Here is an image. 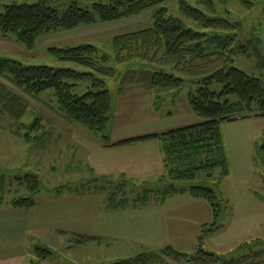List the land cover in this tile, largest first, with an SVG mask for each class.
<instances>
[{"label":"rangeland","instance_id":"374dc122","mask_svg":"<svg viewBox=\"0 0 264 264\" xmlns=\"http://www.w3.org/2000/svg\"><path fill=\"white\" fill-rule=\"evenodd\" d=\"M46 1L49 8L62 17L74 4L79 9L95 16V23L83 25L70 31H49L39 35L31 49L16 42L15 36L0 35V59L20 63L24 67L45 66L52 69H69L76 73L88 70L68 62H59L48 50L51 48L68 49L80 46H93L99 51L111 54L112 39L117 36L145 30L152 23L156 8H150L138 15L123 17L112 22H101L94 12V5L111 6L112 0H0V14L3 7L13 3L33 5ZM185 1L189 6L199 9L196 0H168L161 6L168 15L182 23L185 29L205 36L201 42L202 50L207 53L225 52L229 62L225 69L235 68L248 76L259 80L264 87V0H212L215 7L210 17L222 18L232 24L227 31L211 30L198 26L186 19L179 10V4ZM243 2H245L246 5ZM205 12V11H204ZM236 37V41L230 37ZM229 38L227 43L221 40ZM219 38L210 41L209 39ZM8 76V75H7ZM107 90L112 98V114L104 134L88 132L81 126L91 141L77 149L75 156L57 159L55 147L56 131L63 129L62 120H66L57 111V102L53 90L38 95H26L12 86L7 78L0 77V86L17 96L25 107L18 120L8 113H0V172H7L10 182L16 173L35 175L43 190L34 197L32 211L22 213L24 227L29 228V239L24 231L31 257L25 264L37 262L35 249H47L54 257L37 264H112L134 258L140 252H158L163 248L192 255L197 246L201 230L213 223L212 209L202 200L189 195H162L163 183L140 182L123 191L129 200L142 195V188L148 187L151 196L144 208L126 212L105 211L106 194L120 196L116 185H107L95 180L94 187H101L102 195L90 190L85 195H61L55 198L52 190L61 187L76 188L93 181V175L82 176L80 182H74L75 171L79 167L85 170L91 166L96 171H109L119 162L141 156V144L135 145L120 157L107 153V142L139 137L147 134H162L204 121L189 107L187 96L193 92L195 83L185 82L179 91H139L137 87L119 94V77L105 79ZM88 82L76 83L72 94L81 97L87 92ZM131 88V87H130ZM212 93L220 95L223 85L212 83L208 87ZM138 91V92H137ZM219 101L237 102L233 95L220 96ZM251 117L221 124L222 137L229 166V175L221 178L219 168L210 178L199 176L186 185L213 188L221 206L217 231L205 239L204 250L218 256L230 257L242 244L254 241L264 243V203H260L255 194L264 199V166L258 158V149L264 142V117H256L257 108L251 107ZM38 119L39 126L30 131L31 125ZM29 134L30 142L22 136ZM47 137L40 146L39 139ZM77 160H81L80 163ZM108 166L105 168V164ZM124 164V163H123ZM161 176V175H160ZM159 176V178H160ZM151 182V183H150ZM9 200L17 186L13 184ZM163 188V189H162ZM162 189V190H160ZM164 197V198H163ZM163 203H162V202ZM7 207L11 208L10 204ZM12 209V208H11ZM9 212L10 209H6ZM8 216V217H7ZM4 216L9 218L10 215ZM16 220L14 217L8 222ZM28 223V224H27ZM61 231L62 233H59ZM27 232V231H26ZM76 235L101 237L84 245H76ZM21 237L19 236V239ZM118 240L115 241L114 239ZM109 240V241H108ZM9 243L0 240V260L7 264L15 255L7 251H19L20 248L7 247ZM166 264L177 263L165 259Z\"/></svg>","mask_w":264,"mask_h":264},{"label":"trees","instance_id":"16d2710c","mask_svg":"<svg viewBox=\"0 0 264 264\" xmlns=\"http://www.w3.org/2000/svg\"><path fill=\"white\" fill-rule=\"evenodd\" d=\"M166 1L168 0H112L111 6L94 5V12L101 22L135 16L150 8L157 9L149 28L114 37L111 54L89 45L48 50L57 61L81 66L88 70L87 73L45 66L24 67L18 62L0 59V77L7 78L12 86L29 96L53 90L57 111L65 119L103 138H106L104 134L113 104L105 79L119 77L118 93H122L130 85L157 93L179 91L186 81L195 83L196 87L188 94L187 101L190 109L204 119L203 122L162 134L123 141L119 145L158 139L164 172L156 184H164V190L160 189L163 191L162 195L167 197L182 193L205 201L212 209L213 223L201 230L192 255L163 248L158 252L142 253L113 264H166L165 259L184 264H264V243L258 240L242 244L227 258L204 250L206 237L220 228L217 223L221 206L213 188L186 185L199 176L210 178L217 168L221 170V178L229 175L221 124L251 117L249 113L252 106L257 108L256 117H264V87L259 80L235 68L225 69L229 62L225 52L205 54L201 44L208 40L201 42L204 35L185 29L180 21L169 16L168 10L161 6ZM196 2L199 9L189 6L185 1L180 2L179 10L186 19L211 30L227 31L234 27L222 18L206 15L215 13L212 0ZM95 22L94 14L81 10L74 4L59 17L46 1L33 5L13 3L4 6L3 13L0 14V35H13L17 43L31 49L35 39L43 33L70 31ZM227 40L229 38L226 37L221 43H227ZM230 40L235 42L236 37H230ZM79 82H88L89 85L83 96L76 97L72 94V89ZM212 83L223 85L220 95L208 90L207 87ZM225 95L235 96L237 102L221 103L219 98ZM24 110L21 100L0 86V113L6 112L19 120ZM38 126L37 119L29 130L35 131ZM30 137L29 134L22 136L27 143L30 142ZM258 158L264 166V142L258 149ZM13 184L17 189L9 199L10 206L17 210L32 209L36 203L34 197L43 190L39 179L29 173H16L9 182L7 172H0V205L6 201L7 193L11 194ZM130 186L132 185L124 182L117 184L120 196L117 199L115 193L106 194L105 206L117 210L145 205L152 195L151 190L144 187L140 190L142 195L129 200L123 189ZM78 188L61 187L51 192L58 196L66 191L79 192ZM129 190L132 191L131 188ZM88 241L83 236L74 239L76 245ZM53 257V252L36 248L37 262L30 263H41Z\"/></svg>","mask_w":264,"mask_h":264},{"label":"crops","instance_id":"0c3cea01","mask_svg":"<svg viewBox=\"0 0 264 264\" xmlns=\"http://www.w3.org/2000/svg\"><path fill=\"white\" fill-rule=\"evenodd\" d=\"M131 87V88H130ZM134 87H137L139 91H146L151 93V91L149 90H145L139 86H135V85H130L127 86L122 93L119 94H124L125 91L127 89H132ZM138 92V91H137ZM62 128L57 132V134L55 135V147L57 149V159L61 158V157H71V156H75L77 149H83L82 145L83 144H88L90 143L91 139L90 137H88V134H86V132L79 128H77V126L74 125V123L70 122L69 120H62ZM149 135H154L153 134H147V135H143V136H139V137H133V138H127V139H120L119 141H115V142H107L106 144V149L107 153H112V155L114 157H120V155L122 153H125L126 151H128L129 149H133V147L135 145L141 144L142 146V152H144L145 157H141V156H137V157H133V158H129L126 161V165H125V161H121L119 162V166L116 165V167H113L112 169H110L109 171H96L94 168H92L91 166H88L86 168V170L82 167H79L78 170L75 171L74 174V182L75 184L80 182L81 178H80V173L83 169V171H85L83 173V177L87 174L92 173V177H93V181L88 184V185H80L78 186L79 188V192H74V191H66L64 193H62L61 195L63 196L67 194L69 195H74V196H82L85 195L87 192H89L91 189L94 190L95 192H98L102 195L103 192L101 191L102 188L99 187H94L95 185V180H102L103 182H105L107 185H112L115 183H128L132 186H135L138 183H146L151 181L152 183L157 181L159 179V176L163 174L164 169H163V163H162V156H161V144L160 141L158 139H151V140H147V141H141V142H135V143H131V144H126V145H119L121 142L123 141H127V140H131V139H136V138H141V137H145V136H149ZM47 137L44 139L41 138L39 139V141L41 142L40 146L44 145L45 141H46ZM84 151V149H83ZM81 160H77L78 163H80ZM124 163V164H123ZM108 166V164H105V168ZM150 182V183H151ZM66 188V187H65ZM176 194H180V195H188V194H182V193H176ZM61 195H54L53 196L55 198H60ZM175 195V194H173ZM105 196V195H104ZM255 198L260 202V203H264V199L261 195L259 194H255ZM148 203V202H147ZM147 203L145 205H137L135 207H129V208H125V209H109L105 206V211H112L114 212H126L128 210L129 211H134L136 209L139 208H144ZM163 203V202H162ZM7 204H9V200H6L5 202H3V204L0 205V240H5L9 243L7 245V247H18L20 248L19 251H15L14 253L12 251H7V254H11V255H15L13 259L10 260L9 263L7 264H25V262H27V260L31 257L32 253H30V248L27 247L28 245L26 244V238L24 237L23 239V235L24 232L27 233V239H29V232H30V224H29V228L24 227V223L25 220L21 217L22 213L27 212V211H32V209L30 210H17V209H12L7 207ZM35 207V206H34ZM6 209H10L9 212H7L6 214ZM10 215L9 218H5L4 216ZM8 217V216H7ZM15 218L16 220L8 222V219L10 218ZM28 224V223H27ZM24 231V232H22ZM27 231V232H26ZM59 233H62L61 231H59ZM19 236L21 237L19 239ZM77 236H83L89 239V242H93L95 241V239H99L101 237H94V236H85V235H76ZM74 237V238H75ZM102 239V238H101ZM115 241H117L118 239L115 238ZM109 241V240H108ZM85 243V244H87ZM84 245V244H81ZM150 252V251H149ZM142 253H146L145 252H140L139 254ZM137 254V255H139ZM1 262V260H0ZM2 264V263H0ZM113 264V263H112Z\"/></svg>","mask_w":264,"mask_h":264}]
</instances>
